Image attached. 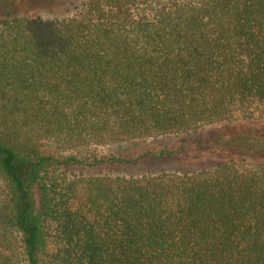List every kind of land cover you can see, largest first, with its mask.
I'll return each instance as SVG.
<instances>
[{
  "label": "trees",
  "instance_id": "trees-1",
  "mask_svg": "<svg viewBox=\"0 0 264 264\" xmlns=\"http://www.w3.org/2000/svg\"><path fill=\"white\" fill-rule=\"evenodd\" d=\"M243 121L264 0H0V264H264V144L139 175L164 150H100Z\"/></svg>",
  "mask_w": 264,
  "mask_h": 264
},
{
  "label": "rangeland",
  "instance_id": "rangeland-1",
  "mask_svg": "<svg viewBox=\"0 0 264 264\" xmlns=\"http://www.w3.org/2000/svg\"><path fill=\"white\" fill-rule=\"evenodd\" d=\"M238 136L249 140V144H264V122L243 121L233 126L214 125L192 136H165L145 141H127L106 145L100 150L123 156H134L148 149L164 150L159 158L145 156L134 166L114 169L113 172L117 174H154L173 170L183 172L223 161L234 152V145L238 141L231 143V140ZM83 173L89 174L90 171Z\"/></svg>",
  "mask_w": 264,
  "mask_h": 264
}]
</instances>
